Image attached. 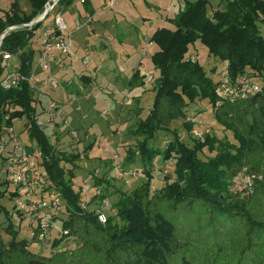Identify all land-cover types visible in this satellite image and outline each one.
Segmentation results:
<instances>
[{
  "label": "trees",
  "instance_id": "1",
  "mask_svg": "<svg viewBox=\"0 0 264 264\" xmlns=\"http://www.w3.org/2000/svg\"><path fill=\"white\" fill-rule=\"evenodd\" d=\"M24 1L28 13L22 11L20 0H10L9 10L0 17V35L35 20L49 0ZM71 2L59 0L55 12H63ZM210 4L211 0L184 1L167 21L172 28H156L147 39L156 47L150 62L158 76L150 111L133 132L143 138L137 144L138 160L132 152L127 158L129 167L137 164L144 180L129 192L109 193L110 181H116L108 177L111 166L93 174L90 186L101 190L94 196L100 200L118 195L111 204L115 214L104 224L94 211L79 207L81 192L73 189L79 157L55 151L37 124L29 83L0 88V127L25 119L24 130L41 152L46 180L65 202L62 226L67 238L75 240L72 249L62 248L63 239L54 241L52 254L44 256L31 251L30 241L19 239L8 222L4 230L10 239L4 242L0 235V264H264V35L259 29V23L264 24V0H218L211 14ZM41 23L4 36L0 80L3 53L15 57L19 71L29 75L35 59L30 42ZM196 42L224 66L211 76L219 80L226 71L232 87L249 79L259 92L245 99L220 97L218 81L189 53ZM132 79H139L137 72ZM200 101L208 102L223 135H206L202 142L191 136L187 144L171 125L184 120L189 107ZM182 124L190 135L192 124ZM159 132L169 135L163 149L153 142ZM154 159L163 162L159 172L164 184L152 192ZM242 169L253 177L252 193L246 197L229 191L230 179Z\"/></svg>",
  "mask_w": 264,
  "mask_h": 264
},
{
  "label": "rangeland",
  "instance_id": "2",
  "mask_svg": "<svg viewBox=\"0 0 264 264\" xmlns=\"http://www.w3.org/2000/svg\"><path fill=\"white\" fill-rule=\"evenodd\" d=\"M173 1L175 3L176 1L180 2L181 0ZM90 2L93 8H96L98 11L101 0H90ZM118 3H127L130 7L124 15L126 21H129L128 26L125 23H120L122 19L116 17L115 22L113 21L110 24H106L104 27H97L99 28V31L97 30L98 35L103 36V32L105 31L108 34H111L114 38L112 41L110 40V47L115 52L113 55L115 57L117 56L115 58L116 61L114 62L110 61V56L107 51L103 53V56L96 55L94 51H92L94 49L93 43L96 41L95 38L97 39V37L91 33L90 26H94L95 23L86 24L85 19L78 18V14L83 16L82 12L84 11L78 0H72L71 4L63 12L57 11L56 13L54 11L51 13L45 20L42 21L40 26L42 28H46L51 25L55 14L58 13L67 24L69 31H73L77 26V30L73 32L72 35L73 48L75 50L78 45V50L83 48L84 51H80L79 56L76 52H74L73 60L75 61L76 57L80 60L81 57L86 54V56H84L87 59L86 62H84L86 63V69L93 79L96 80L93 84L94 87L91 89L89 88L86 91L84 100L78 99L73 102L69 100L71 105H69L66 110V117L58 114L60 106L55 100L51 99V103L53 104L52 112L55 116L51 120V128L49 131H46V134L48 135L56 152L78 155L79 160L76 162L77 169L73 180V189L74 191L81 192L80 198L82 199H84V196L82 195L83 186L92 185V182L95 179L93 175L94 171H98L100 174V172L102 173L104 169L111 166L114 154H116L117 160L123 167H129V160H127V158L131 152L136 155L135 160H138L137 144L142 141L143 138L134 135L133 132L137 129L138 122L144 120L150 111L153 94L152 89L155 85V79L158 76L157 71L150 62V55L154 50H156V47L149 44L145 38L147 35L150 36L152 31L156 28L162 26L172 28V25L167 21L168 19L174 17L179 11V8L182 7L178 3L173 10L170 12L167 11V14H165L163 10L166 11L165 6H167V0H118ZM19 5L21 9L27 7V3L24 0H20ZM216 5L215 1L211 2L208 8L210 14L216 8ZM9 6L10 0H0V17H3V14L9 10ZM109 11L113 12V9ZM105 15L107 16V14ZM95 19L99 22L106 20L103 16H98ZM161 19L165 20L161 21ZM259 29L261 34L264 35V24L259 23ZM38 38H40V36H38ZM109 39L111 38H108V40ZM134 42L137 44V53H134L130 58L121 54L125 50L130 54V49L127 48V46L131 43L134 44ZM141 53L143 54V61L140 60ZM189 53L196 57L198 62L208 72L209 76H211L214 72L219 73L223 70V64L219 62L215 63L213 57L208 55L206 48L199 42H196L194 46L189 48ZM139 60L140 63H142V65L137 69L139 79L134 80L135 82H132L133 84H131V89L127 90L125 88L127 84L124 77L131 73V68ZM107 63L112 64L108 66ZM120 65L124 71L120 70ZM96 68L101 69V71L99 72L98 69V71L95 72ZM108 70L109 72L107 74ZM103 71L104 74L109 76V79H117V82H114V79L112 81H102L101 79L104 77V75H102ZM211 77L214 81H218L216 76ZM60 86L61 84L59 83L58 87L60 88ZM134 86H137L138 89L135 92H131L135 88ZM79 87L80 88L77 90L83 93L85 87ZM57 88L45 91L48 98H50L51 95L57 98L59 95V88ZM76 108L79 110H76ZM48 114L49 113L45 111V117L43 119H50L52 117ZM83 116L86 118L82 119ZM192 118L195 119L194 122L189 120ZM183 122L192 124L190 135H187V132L184 130L182 124ZM24 124V118L15 120L13 123V131L18 141L25 145L28 149H31L35 146V143L28 137L26 131L24 130ZM171 128L176 129L179 132L180 138L187 144L191 141V139L186 140L187 137L192 136L194 139H198L202 142L204 141L206 135H214L218 139L223 135L222 128L214 121L210 105L207 101H200L197 104L191 105L184 120L174 121ZM193 131L199 133L200 136L198 137L193 135ZM88 132H91L94 136L99 134L106 136L108 139L106 147L107 150L104 151L99 148L94 143L93 137H87L86 133ZM168 140L169 135L167 133L159 132L153 140L154 146L163 149ZM128 149L130 153L127 151ZM172 161L173 159L170 160V163H172ZM161 164H163V162H160L158 159V161H156V168H154L155 173L151 180L150 188L152 192L157 191L158 188L164 184L161 178L162 175L159 172V166H161ZM132 168L138 169L137 164L132 165ZM163 168L167 172L171 170L169 167ZM143 180V177L127 179L125 181L111 180V187L108 191L109 193H112L115 189H118L122 192H129ZM95 192L96 190L90 186L87 194V199H90V202L87 205V211L91 212L98 207L100 200L96 197L97 195ZM94 194L96 196H94ZM117 197L118 195L115 194L108 197L110 207L105 210L106 216H113L115 214L111 204ZM13 203L14 200L11 197L9 198L4 196L0 199V235L3 238V241L7 242L10 239L9 235L4 230L7 227L8 222H10L13 225V229L18 231L19 239H26L30 241L31 251L40 253L44 256L52 254V247L50 249L41 250V246L34 240H31L32 233L28 228V220H24L23 217L18 216L13 211ZM67 237L68 235L63 238V242L61 244V246H63L62 248H74L75 240Z\"/></svg>",
  "mask_w": 264,
  "mask_h": 264
},
{
  "label": "built area",
  "instance_id": "3",
  "mask_svg": "<svg viewBox=\"0 0 264 264\" xmlns=\"http://www.w3.org/2000/svg\"><path fill=\"white\" fill-rule=\"evenodd\" d=\"M83 1L81 0V3ZM56 4V0H49L43 13L32 22L40 19L44 13H47L46 16L53 13ZM30 23L21 27H30L32 26ZM21 27H9L5 35ZM72 35L73 31H69L60 14H55L52 28L42 35L40 50L34 59L29 75H24L19 71V63L15 57L9 53L2 54V65L5 70L0 80V88L2 90L16 89L24 82L29 83L35 100L36 121L45 131L51 128V120L55 115L52 112L53 104H49L46 109L42 108L39 101L40 92L46 88L56 89L59 86V79L54 74V67L62 65L64 62L73 61ZM1 43L2 41H0V46ZM86 60L83 58L84 62ZM218 83V95L230 100L234 97L245 99L259 92V86L249 79H244L240 85L232 87L228 82L226 71L221 73ZM45 111L52 116L50 119H43ZM189 120L194 122L195 119ZM14 122L15 119H12L11 125L3 124L0 127V196L13 198V211L19 213L24 220H28V228L31 230L33 240L42 249H50L54 241L62 240L68 235V231L62 226L66 205L57 191L46 180V173L41 164L40 150L36 146L28 149L18 141L13 131ZM192 134L200 136L195 131ZM86 136L93 137L94 143L99 148L104 151L107 150L108 139L106 136L102 134L94 136L91 132L86 133ZM156 161L155 159L153 163L154 168H156ZM94 174L96 176L98 171H95ZM108 174L109 178H114L116 181L143 177L139 169L123 167L117 160L116 154L113 156ZM89 189L90 186L83 187L84 199L81 198L79 203V207L83 210H87V205L90 202V199H87ZM252 189L253 177L246 169L240 170L230 179L229 191L234 195L246 197L252 193ZM100 191V188H97L95 194L101 195ZM109 207V198L103 197L100 199L98 207L93 210L98 221L102 224L106 222L105 210Z\"/></svg>",
  "mask_w": 264,
  "mask_h": 264
},
{
  "label": "crops",
  "instance_id": "4",
  "mask_svg": "<svg viewBox=\"0 0 264 264\" xmlns=\"http://www.w3.org/2000/svg\"><path fill=\"white\" fill-rule=\"evenodd\" d=\"M78 1L84 10L82 12L83 16L78 14V18L79 19H85L86 24H94L95 23L94 26H90L91 33L97 37V39L95 38L96 41H94V43H93L94 49L92 50V48H91V50L94 51V53L96 55H102V56H103V53L105 51H107L109 53V56H110L109 57L110 61L111 62L116 61L115 58L117 56L115 57L113 55L115 52L110 47L111 46L110 40L112 41V39H114V38L111 36V34H108L105 31L103 32L104 33L103 36L98 35L97 30L99 31V28H97V27H104L106 24H110L113 21L115 22L116 17L122 19L120 23H125L128 26L129 21H126L124 15L128 11V9H130V7L128 6L127 3H118V0H101V3L99 4L100 5L99 10L97 11L96 8H93L90 0H84L82 3H81V0H78ZM184 1H189V0H181L180 2L176 1L175 3L173 0H167V3H166L167 6H165L166 11L163 10V12L165 14H167V11L170 12L171 10H173L177 6L178 3L181 6H183ZM193 1H195V0H193ZM212 1H215L216 4L218 3V0H211V2ZM112 9H113V12H110L109 10H112ZM180 9H182V7L179 8V10ZM22 11H24L25 13H28L29 12L28 5L26 8H23ZM105 14H107V16ZM98 16H103V18L104 19L106 18V20H104L102 22L96 21L95 18ZM162 20L164 21L165 19H161V21ZM50 26L51 25H49L46 28L40 27L36 31L35 36L32 39L33 41L31 40V48L35 52V57L38 55L39 50H40V41H41L42 35L50 29ZM77 28L78 27L76 26L74 28L73 32H75L77 30ZM38 36H40V38H38ZM108 38H111V39L108 40ZM148 38H149V35H147V37L145 39H148ZM78 47L79 46L77 45L75 50L73 48V51L76 52V54L79 56V52L84 51V49L82 48L81 50H78ZM85 48H87V47H85ZM127 48L130 49L129 50L130 54L128 52H126V50L123 53H121V54L125 55V57L130 58L133 56L134 53H137V44L135 42H134V44L133 43L129 44L127 46ZM142 55L143 54L141 53V55H140L141 59L140 60H142V58H143ZM84 56H86V54L83 55L80 60H78V58L76 57L75 61L73 60L71 62H64V63H62V65H56L54 67V74L59 79V83L61 84L60 88L59 87H58L59 89L57 88L59 90V95L57 96V98L53 97V95H51L50 98H48V96L45 94V91L48 89L46 88V89L41 90V92H40L41 95L39 97V101H40V104H41L43 109H46L49 106V104H52L51 99H53L60 106L58 114L63 115V117H64L65 115H67L66 110H67L68 106L71 105L70 101L73 102V101H76L78 99L79 100L85 99L86 91L89 88L91 89L94 87L93 84L95 83L94 81H96V80L93 79V77L87 71L86 63H84V61H83V58H86ZM140 60L138 61L139 63L138 62L135 63L134 66L131 68L132 69L131 73L124 77V80L127 84L125 88L127 90L131 89L130 87H131V84H133L132 82H135L134 79H132V76H133V74H135L137 72V69L139 68V66L142 65V63H140ZM77 61H80V62H77ZM107 64H108V66H110L112 63H107ZM119 68L121 71H124V69L122 68L121 65ZM98 69L96 68L95 72H97ZM101 69H99V72L101 71ZM108 72H109V70L107 71V74H108ZM102 73H103L102 75H104V77H102L103 79H101L102 81L106 82L109 80L112 81L114 79V78L112 80L109 79V76L104 74V71ZM116 80L117 79H114L113 81L117 82ZM77 83H78V85H77ZM79 86L85 87V90H83V93H81L80 91L77 90L80 88ZM134 87L135 88L131 92H135L138 89L137 86H134ZM73 90H74V92H73ZM76 110H79V109L76 108ZM43 117H45L44 114H43ZM85 118H84V116L82 117V119H85ZM46 131H49V130H46ZM46 131H45V133H46Z\"/></svg>",
  "mask_w": 264,
  "mask_h": 264
},
{
  "label": "water",
  "instance_id": "5",
  "mask_svg": "<svg viewBox=\"0 0 264 264\" xmlns=\"http://www.w3.org/2000/svg\"><path fill=\"white\" fill-rule=\"evenodd\" d=\"M58 1H59V0H56V2H58ZM46 14H47V13H44L43 16H42L40 19H37L36 21L31 22L30 25H34V24H36V23H38V22H41V21L44 19V17L46 16ZM6 30H7V29H6ZM6 30L3 31V33L0 35V41H2V39L4 38Z\"/></svg>",
  "mask_w": 264,
  "mask_h": 264
},
{
  "label": "bare ground",
  "instance_id": "6",
  "mask_svg": "<svg viewBox=\"0 0 264 264\" xmlns=\"http://www.w3.org/2000/svg\"><path fill=\"white\" fill-rule=\"evenodd\" d=\"M51 1H53V0H51Z\"/></svg>",
  "mask_w": 264,
  "mask_h": 264
}]
</instances>
